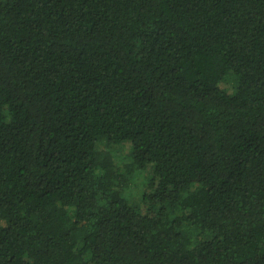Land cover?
I'll use <instances>...</instances> for the list:
<instances>
[{"label":"trees","instance_id":"16d2710c","mask_svg":"<svg viewBox=\"0 0 264 264\" xmlns=\"http://www.w3.org/2000/svg\"><path fill=\"white\" fill-rule=\"evenodd\" d=\"M0 220V264H264V0H0Z\"/></svg>","mask_w":264,"mask_h":264},{"label":"rangeland","instance_id":"374dc122","mask_svg":"<svg viewBox=\"0 0 264 264\" xmlns=\"http://www.w3.org/2000/svg\"><path fill=\"white\" fill-rule=\"evenodd\" d=\"M235 85L234 83V79L230 76L227 79V82H223L220 84L221 88H225L227 89L230 93L233 91V86ZM99 147L103 148L104 147V143H100ZM113 153L115 154V161H117V163L119 164V167H122L123 169L125 167H127L129 164V144H124L123 146H117V145H113ZM152 170L147 168L143 171H139V172H135L133 175L131 176L124 188V192L126 194V196L128 197V199L130 200V202L138 204L141 201V194L143 191H145L147 189L146 187V183L147 180L149 178V176L151 175ZM4 222L2 220H0V225H3Z\"/></svg>","mask_w":264,"mask_h":264}]
</instances>
